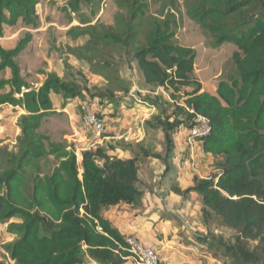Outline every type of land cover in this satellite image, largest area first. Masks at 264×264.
Masks as SVG:
<instances>
[{
    "label": "trees",
    "instance_id": "trees-1",
    "mask_svg": "<svg viewBox=\"0 0 264 264\" xmlns=\"http://www.w3.org/2000/svg\"><path fill=\"white\" fill-rule=\"evenodd\" d=\"M78 1L69 6L76 10ZM147 1H128L130 20L144 16ZM193 2L189 17L217 45L236 47L231 58L239 80L229 77L220 81L214 94L201 91L194 76L195 52L173 42V26L166 20L153 23L134 60L145 84L168 91L171 100H178L182 89L192 88L181 96L188 120L191 115L187 110H192L210 121L209 135L198 142L203 153L218 161V174L195 178L186 190L172 186L171 192L182 198L190 192L197 194L203 222L214 216L223 227L236 232L234 246L220 247L225 254L238 264H264V0ZM38 4L39 0H0V29L19 21L35 27ZM105 38L126 46L132 41L128 34ZM30 40L27 35L11 50L0 47V71L10 72L9 80L0 81V91L9 88L0 95V105L20 107L25 112L17 123L19 151L10 160L11 167L0 172V223L15 217L23 221L9 226L19 238L7 244L5 251L14 264H83L85 257L98 264H124L129 256L125 237L102 212L119 204H140L139 157L119 159L98 147L83 151L78 164L73 151L60 144L47 145L48 139L38 130L43 119L54 113L51 95L70 101L87 92V87L73 77L48 73L38 89L14 98L23 87L29 89L14 60ZM166 122L156 121L164 134L166 153L142 156L161 160L167 168L174 123ZM45 156H57L58 163L49 175L40 177V168L33 161ZM29 167L37 174L26 196L22 188ZM247 241L256 242L252 250L243 246Z\"/></svg>",
    "mask_w": 264,
    "mask_h": 264
},
{
    "label": "rangeland",
    "instance_id": "rangeland-1",
    "mask_svg": "<svg viewBox=\"0 0 264 264\" xmlns=\"http://www.w3.org/2000/svg\"><path fill=\"white\" fill-rule=\"evenodd\" d=\"M72 1L39 0L36 26L27 27L20 21L11 27L2 25L0 47L11 50L20 39L31 36L25 50L14 60L20 68L22 81L29 88L27 90L38 89L48 73L66 79L73 77L86 85L87 92H82L78 98L70 101H63L60 96L52 94L54 113L43 119L38 130L39 135L48 139L47 145L60 144L66 150L73 151L78 164L82 150L89 147L105 149L112 157L120 158L128 153L140 158H146L142 153L164 155V134L156 121H168V125L174 123L171 153L175 150L173 135L186 132L187 136L190 119L181 96L191 92L192 88L182 89L180 98L171 100L168 91L145 84L134 60V53L145 46L154 22L166 20L172 23L175 35L173 42L195 52L194 76L201 83V91L214 94L220 81H227L229 77L239 80L231 58L233 52L237 51L236 47L230 43L217 45L214 38L189 17L188 8L194 4L193 0H148L144 16L136 20H130L127 7L129 0H79L76 10L69 6ZM126 34L132 36L127 46L105 38L106 35L124 37ZM9 79L8 69L0 71V81ZM8 92L9 88L5 87L0 95ZM144 102H148L149 106ZM83 103L90 105L88 108L101 118L104 125L102 135L94 136L82 126L80 107ZM24 114L20 107L0 105V172L11 167L10 160L19 151L20 129L17 123ZM180 143L183 146L177 150L179 153L184 152L181 167L188 165L187 168L195 174L200 170L206 179L209 175L218 174V161L200 157L197 153L200 145L189 146L186 138L184 141L181 139ZM139 162L143 161L140 159ZM33 163L40 168L38 175L44 177L57 166L58 158L45 156ZM176 173L170 183L177 182ZM36 174L33 167L27 168L22 188L24 195H30ZM137 186L140 189L148 186L145 178ZM190 197L193 200L192 213L188 212L192 219L195 213L199 214L200 207L196 196ZM174 207L178 209L179 204L175 203ZM133 208L135 215H141L142 219H139L144 222L141 204ZM199 216V230L203 226L205 232L195 231L193 233L200 238L195 239L193 235L190 240H186L185 244H190L192 248H185L188 246L184 245L181 248L177 245L176 237H166L169 228V232L158 234L153 228L152 231L146 226L144 228L143 223L139 233L146 237L147 246L156 251L160 264H238L220 248L234 246L236 232L223 227L214 216L206 222ZM22 222L20 217H15L0 223V261L5 264H14L5 246L19 238L18 233L9 230V226ZM255 245L256 242H243V246L249 250ZM128 264L133 263L128 260Z\"/></svg>",
    "mask_w": 264,
    "mask_h": 264
},
{
    "label": "crops",
    "instance_id": "crops-1",
    "mask_svg": "<svg viewBox=\"0 0 264 264\" xmlns=\"http://www.w3.org/2000/svg\"><path fill=\"white\" fill-rule=\"evenodd\" d=\"M185 134L186 132H179L173 135L175 150L169 155L167 161L169 165L167 168L165 164L162 161L159 162L158 159H153L152 157L138 158L137 166L139 181L145 178V181L148 185L143 186V188L140 186L141 189L139 188L142 192L140 204L143 207V217L145 219L144 222H141L140 220L142 219L141 215H135V211L133 208L134 206L132 205L119 204L113 207H109L102 212V217L107 220L112 227L116 228L124 237L133 235L147 245L146 237L142 236L139 233L140 227L144 223V228L146 226L147 228H150L151 231L153 228L154 230H157L159 232L158 234L169 232L170 229V232L166 235V237H176L177 245L181 248L183 247V245L188 246L185 248H192L193 246H190V244H185L187 243L186 240H190L193 235L195 239L196 237L200 238L197 234L193 233L195 231L205 232V228L203 226H201L202 230H199V227L201 225L199 215H201L200 211L202 208L200 197L197 194L190 192L185 198H182L178 195H175L170 190L172 186H178L181 190L191 188L196 177L198 179H206L205 175H202L200 170L195 174L190 168H187L188 165L185 167H181V159L184 158V152L179 153L177 148L182 145L180 143V140L182 139L184 141ZM162 137L159 138L162 140ZM197 149V153L200 155V157L204 156V158H211V160L213 159L211 155L203 153L201 145ZM187 154H190V152L188 153V150ZM131 157L132 156L130 155V153H128L126 156H124V158H117L130 159ZM140 159L143 162H139ZM174 172H177L175 174V181L177 180V182L170 183V180L174 178ZM165 180L166 182H164ZM190 196H196L197 202L199 203L200 207L199 214L195 213V217H193L192 219L189 218V212L192 213L190 209L192 207L193 201L191 200ZM175 203L179 204L178 209H175ZM138 212H140L139 209ZM176 214H178L179 217ZM167 215L171 216L169 217ZM128 260L132 262L130 259H126L124 264H128ZM83 264L98 263H95L91 259L85 257V261L83 262Z\"/></svg>",
    "mask_w": 264,
    "mask_h": 264
},
{
    "label": "built area",
    "instance_id": "built-area-1",
    "mask_svg": "<svg viewBox=\"0 0 264 264\" xmlns=\"http://www.w3.org/2000/svg\"><path fill=\"white\" fill-rule=\"evenodd\" d=\"M144 104L147 107L149 106L148 102H144ZM86 106L87 105L83 103L80 107L82 112V126L94 136L102 135L104 132V125L101 118H99L94 111L88 108L90 105ZM187 112L191 115V118L189 130L187 132V136L185 137L186 144L189 146L201 145L198 141L209 135L210 121L206 117L194 113L192 110H187ZM139 140L140 139H138V141ZM91 148L92 147L83 149L82 152L90 150ZM124 241L125 250L129 253L128 258L126 259H130L133 264H160V259L156 251L144 244L137 237L129 235L124 238Z\"/></svg>",
    "mask_w": 264,
    "mask_h": 264
},
{
    "label": "water",
    "instance_id": "water-1",
    "mask_svg": "<svg viewBox=\"0 0 264 264\" xmlns=\"http://www.w3.org/2000/svg\"><path fill=\"white\" fill-rule=\"evenodd\" d=\"M26 92H29V90H27L26 88H22L21 89V93L20 94H14L13 96H14V98H16V99H20V98H22L23 97V95H24V93H26ZM1 209V208H0Z\"/></svg>",
    "mask_w": 264,
    "mask_h": 264
}]
</instances>
